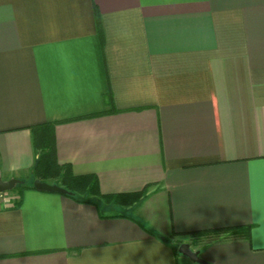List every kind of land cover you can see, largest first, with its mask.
<instances>
[{"label": "crops", "instance_id": "0c3cea01", "mask_svg": "<svg viewBox=\"0 0 264 264\" xmlns=\"http://www.w3.org/2000/svg\"><path fill=\"white\" fill-rule=\"evenodd\" d=\"M0 178V264H264V0H0Z\"/></svg>", "mask_w": 264, "mask_h": 264}, {"label": "trees", "instance_id": "16d2710c", "mask_svg": "<svg viewBox=\"0 0 264 264\" xmlns=\"http://www.w3.org/2000/svg\"><path fill=\"white\" fill-rule=\"evenodd\" d=\"M44 126L45 131L41 135L35 136V146L39 148L40 153L31 171L33 179L57 184L66 190V193H62L63 195L75 200H80L86 195H99L106 202L131 205L144 196L146 188L132 193L100 194L95 175H75L69 164L57 161L52 137L47 132L49 125ZM30 188L34 189L33 186ZM82 201L86 202L87 200L82 199ZM240 229L243 231L248 230L236 228L234 232H238Z\"/></svg>", "mask_w": 264, "mask_h": 264}, {"label": "water", "instance_id": "95a60500", "mask_svg": "<svg viewBox=\"0 0 264 264\" xmlns=\"http://www.w3.org/2000/svg\"><path fill=\"white\" fill-rule=\"evenodd\" d=\"M19 182V180L12 178L6 181H3L0 178V193L5 191H10L14 188V186ZM32 186L39 191L44 192H56V193H66V190L57 184H51L45 181H41L39 179H34ZM177 251L188 257L193 262L206 264L198 254V251L191 249L188 243H180L177 246Z\"/></svg>", "mask_w": 264, "mask_h": 264}, {"label": "rangeland", "instance_id": "374dc122", "mask_svg": "<svg viewBox=\"0 0 264 264\" xmlns=\"http://www.w3.org/2000/svg\"><path fill=\"white\" fill-rule=\"evenodd\" d=\"M178 246V245H177Z\"/></svg>", "mask_w": 264, "mask_h": 264}]
</instances>
